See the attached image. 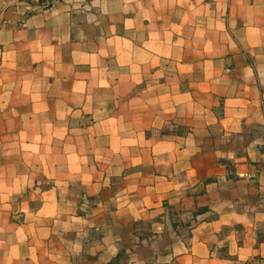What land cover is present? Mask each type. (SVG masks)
Here are the masks:
<instances>
[{
  "label": "crops",
  "instance_id": "1",
  "mask_svg": "<svg viewBox=\"0 0 264 264\" xmlns=\"http://www.w3.org/2000/svg\"><path fill=\"white\" fill-rule=\"evenodd\" d=\"M21 1L0 264H264V0Z\"/></svg>",
  "mask_w": 264,
  "mask_h": 264
},
{
  "label": "built area",
  "instance_id": "2",
  "mask_svg": "<svg viewBox=\"0 0 264 264\" xmlns=\"http://www.w3.org/2000/svg\"><path fill=\"white\" fill-rule=\"evenodd\" d=\"M60 0H23L16 3L13 8V13L18 18L17 26L26 28L29 20L38 14L45 13L53 8ZM227 69L226 72H230Z\"/></svg>",
  "mask_w": 264,
  "mask_h": 264
}]
</instances>
